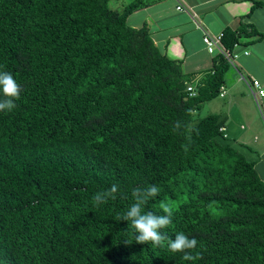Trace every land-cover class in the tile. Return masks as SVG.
Segmentation results:
<instances>
[{
  "label": "trees",
  "instance_id": "obj_1",
  "mask_svg": "<svg viewBox=\"0 0 264 264\" xmlns=\"http://www.w3.org/2000/svg\"><path fill=\"white\" fill-rule=\"evenodd\" d=\"M157 1L0 0V70L23 89L0 112V264H264V180L219 114L193 121L228 59L217 52L199 80L184 71L145 22L127 21ZM240 33L226 27L223 48ZM114 183L127 198L94 207ZM153 184L144 211L174 213L165 247L136 243L115 220L133 187ZM178 232L200 258L168 250Z\"/></svg>",
  "mask_w": 264,
  "mask_h": 264
},
{
  "label": "crops",
  "instance_id": "obj_2",
  "mask_svg": "<svg viewBox=\"0 0 264 264\" xmlns=\"http://www.w3.org/2000/svg\"><path fill=\"white\" fill-rule=\"evenodd\" d=\"M129 1L114 0V9ZM178 2L182 9L176 8ZM127 21L132 26L145 22L160 50L180 59L183 70L197 73V80L218 52L208 51L204 31L217 34L229 27L241 32L224 74L226 92L204 101L194 120L219 114L224 135L264 180V95L256 100L247 84L256 78L264 86V0H159L132 11Z\"/></svg>",
  "mask_w": 264,
  "mask_h": 264
},
{
  "label": "clouds",
  "instance_id": "obj_3",
  "mask_svg": "<svg viewBox=\"0 0 264 264\" xmlns=\"http://www.w3.org/2000/svg\"><path fill=\"white\" fill-rule=\"evenodd\" d=\"M23 89L13 74L6 70H0V112L11 113L17 108V102L21 99ZM183 124L181 121H177ZM159 194V188L155 184L145 187H133L131 197L133 203L123 213L117 214L116 221H125L135 232V242L139 244H150L157 247H165L168 240L166 229L172 223L174 215L170 207H163L164 215H158L153 211H144L145 205L150 198H155ZM127 198L118 184H112L110 188L97 192L92 197L93 206L99 208L107 204L109 200H116L117 196ZM132 243V241H126ZM198 241L195 237H189L183 232L175 234V238L169 240L167 248L172 253H183L182 259L194 261L201 257L197 250Z\"/></svg>",
  "mask_w": 264,
  "mask_h": 264
},
{
  "label": "built area",
  "instance_id": "obj_4",
  "mask_svg": "<svg viewBox=\"0 0 264 264\" xmlns=\"http://www.w3.org/2000/svg\"><path fill=\"white\" fill-rule=\"evenodd\" d=\"M176 8L182 9L183 4L181 2H178L176 5ZM221 37H222L221 32L217 34H211L208 31H204L202 39L208 51H213L214 49H217L218 52H222L227 57V59L231 62L233 52L232 50L228 51L223 48L222 43H221ZM244 52H247V51L245 50ZM247 84H248L251 94L256 100H258L260 97L264 95V86L261 85L258 79L253 78V79L247 80ZM187 88L191 91V93L194 92V88L192 85H188ZM225 92H226V87L224 84H221L219 87L218 94L222 96L224 95Z\"/></svg>",
  "mask_w": 264,
  "mask_h": 264
},
{
  "label": "rangeland",
  "instance_id": "obj_5",
  "mask_svg": "<svg viewBox=\"0 0 264 264\" xmlns=\"http://www.w3.org/2000/svg\"><path fill=\"white\" fill-rule=\"evenodd\" d=\"M110 6H111L112 8H118V7H115V5H114V0H110ZM228 61H229V60H228ZM229 63H230V61H229ZM197 112H198V111L195 110L194 115H193V121H194V119H195L196 116H197ZM161 204L164 205L165 203L162 202ZM210 207L213 208V209L215 210L216 213H218V214L220 213V210L217 209V208H215L213 205H210Z\"/></svg>",
  "mask_w": 264,
  "mask_h": 264
}]
</instances>
